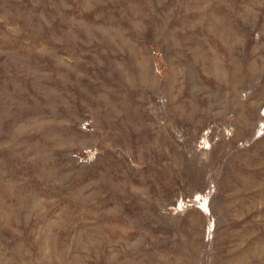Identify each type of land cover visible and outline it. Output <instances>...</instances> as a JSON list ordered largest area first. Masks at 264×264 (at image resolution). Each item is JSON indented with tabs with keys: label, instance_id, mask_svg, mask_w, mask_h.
Segmentation results:
<instances>
[{
	"label": "rangeland",
	"instance_id": "obj_1",
	"mask_svg": "<svg viewBox=\"0 0 264 264\" xmlns=\"http://www.w3.org/2000/svg\"><path fill=\"white\" fill-rule=\"evenodd\" d=\"M0 264H264V0H0Z\"/></svg>",
	"mask_w": 264,
	"mask_h": 264
},
{
	"label": "bare ground",
	"instance_id": "obj_2",
	"mask_svg": "<svg viewBox=\"0 0 264 264\" xmlns=\"http://www.w3.org/2000/svg\"><path fill=\"white\" fill-rule=\"evenodd\" d=\"M102 261V260H101ZM151 263V262H150Z\"/></svg>",
	"mask_w": 264,
	"mask_h": 264
}]
</instances>
